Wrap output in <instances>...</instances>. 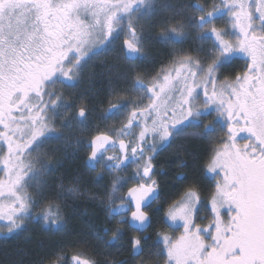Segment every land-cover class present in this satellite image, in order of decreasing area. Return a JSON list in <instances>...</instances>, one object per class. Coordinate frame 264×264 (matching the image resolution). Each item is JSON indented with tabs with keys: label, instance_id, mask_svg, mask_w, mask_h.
Segmentation results:
<instances>
[{
	"label": "snow or ice",
	"instance_id": "6c2138e0",
	"mask_svg": "<svg viewBox=\"0 0 264 264\" xmlns=\"http://www.w3.org/2000/svg\"><path fill=\"white\" fill-rule=\"evenodd\" d=\"M93 60L95 106L65 94ZM0 242V264H264V0H0Z\"/></svg>",
	"mask_w": 264,
	"mask_h": 264
},
{
	"label": "trees",
	"instance_id": "16d2710c",
	"mask_svg": "<svg viewBox=\"0 0 264 264\" xmlns=\"http://www.w3.org/2000/svg\"><path fill=\"white\" fill-rule=\"evenodd\" d=\"M150 51L155 56L157 61L162 60L164 58L163 51H155V50H150ZM92 67H95L96 73L100 72L98 60L91 61L88 67L84 69L83 76L81 80L78 82V84L74 88L65 89V94L69 95L72 92H75L77 94L86 95L93 101V105L95 106L96 104L100 103V101L103 99L105 83L98 75L94 77L91 81H89L88 74ZM236 67H239V65H236ZM99 115H100L99 112H95V111L93 112L92 115L93 123H101V121L97 119ZM200 150L203 151V149ZM82 155H83V150H81V152L78 153L76 157L70 158L65 163L64 167L61 169V172L66 176H70L73 168L80 163L79 157H81ZM159 162L163 164L165 167L168 166V162L164 156L159 158ZM19 239L21 238H18L17 240H9L8 242L9 246L14 248L17 245ZM3 252H4V245L2 242H0V257L3 256Z\"/></svg>",
	"mask_w": 264,
	"mask_h": 264
}]
</instances>
